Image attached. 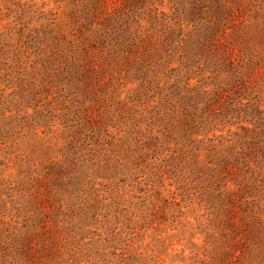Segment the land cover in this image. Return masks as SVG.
<instances>
[{
  "label": "rangeland",
  "instance_id": "rangeland-1",
  "mask_svg": "<svg viewBox=\"0 0 264 264\" xmlns=\"http://www.w3.org/2000/svg\"><path fill=\"white\" fill-rule=\"evenodd\" d=\"M114 27L116 66H71ZM257 202L264 219V0H0V264H35L11 238L39 207L64 225L52 264H264L218 220Z\"/></svg>",
  "mask_w": 264,
  "mask_h": 264
},
{
  "label": "trees",
  "instance_id": "trees-1",
  "mask_svg": "<svg viewBox=\"0 0 264 264\" xmlns=\"http://www.w3.org/2000/svg\"><path fill=\"white\" fill-rule=\"evenodd\" d=\"M84 7L85 8L79 11V13L84 21L83 24L87 25L94 8L90 2H87V5ZM227 10L228 9H226V11ZM214 19L216 24L206 30L205 35H210L212 33L213 36L214 34H218L219 29L216 28H220L219 25L223 21V18L217 14V19ZM116 29L117 28L114 27L112 31L107 33H102L103 30L100 29L93 30L92 44H90V38H82L81 42L77 41V44L72 43L68 46L69 56L66 58L71 66L80 70L82 64H88L84 57L93 52L92 50H99L101 53L100 57L104 62L110 64L111 66H116L118 64L116 56L103 51V49L114 47L115 36L119 34L118 32L116 33ZM111 33H113V35H111ZM207 42H209V40L206 39V43ZM203 43L205 42H202V44ZM202 46H204V44ZM204 47L207 48V46ZM49 63L50 62H48L47 65H49ZM89 65L90 64H88V66ZM86 70H88V67H86L84 72ZM104 72L105 71L102 70L103 74ZM72 143L73 142H71V144ZM72 145L74 147L75 143ZM74 156L76 157L75 154H63V159L61 161L59 160V162L52 164V168L55 166L57 179L47 187L50 197L56 194V191L62 192L61 188L69 182H72L73 178L69 171L76 166ZM214 173L219 174L217 171ZM67 174L71 176H68ZM215 177L217 178L216 175ZM226 200H228V203L230 202L229 196L226 197ZM30 202L33 203L32 200H30ZM30 202L29 204H31ZM255 207L257 210H255ZM231 210V207L226 204L225 207L219 210L218 220L222 226L224 242L229 244L233 238L239 236L243 238V242L246 244L247 251L245 253L247 254L248 252V255L252 260L256 261L260 258H264V219L262 217V210L258 207V202L256 205L254 203H248L241 204V206H239V212L235 216L238 219V223L232 224L233 222H231L229 218L231 217ZM49 221L50 217L44 212L43 208H37L36 212H34V218L32 217L29 222L31 224L29 228H25L23 232L14 229V236L11 238L13 243L12 253L22 257L23 260L31 259L35 262V264H41L42 259H44L43 263L47 261L49 264H52L53 256L60 252L57 248V237L64 225L59 223V226L57 225V229L52 228L49 231L47 230V227H45ZM46 238L49 239V242H46ZM32 240L36 241V247H32ZM39 259H41L40 262L38 261Z\"/></svg>",
  "mask_w": 264,
  "mask_h": 264
}]
</instances>
